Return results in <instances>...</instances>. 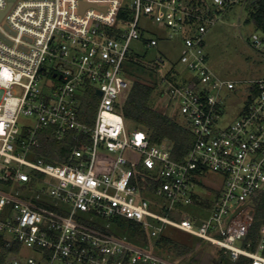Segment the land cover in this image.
<instances>
[{
  "label": "built area",
  "instance_id": "obj_1",
  "mask_svg": "<svg viewBox=\"0 0 264 264\" xmlns=\"http://www.w3.org/2000/svg\"><path fill=\"white\" fill-rule=\"evenodd\" d=\"M81 2L90 7L82 12ZM236 3L131 0L132 18L118 21L123 0H0V186L9 191L0 190V235L7 248L38 253L8 264H183L153 249L167 227L233 261L264 264V225L255 251L245 241L264 197V77L221 79L206 52V35ZM143 18L167 31L145 39L146 48L161 37L179 41V62L191 73H177L163 58L151 67L160 96L195 136L182 162L169 140L152 143L148 132H130L120 110L131 88L125 69L139 60L131 44L142 37ZM253 44L264 51L263 37L254 35ZM92 86L102 95L90 125L79 114ZM228 102L236 106L232 121ZM69 133L74 146L66 162L40 154L44 138ZM100 148L117 155L107 167L97 166ZM209 172L221 181L209 216L198 226L182 213L170 217L194 203L196 180ZM114 218L139 223L150 245L117 233Z\"/></svg>",
  "mask_w": 264,
  "mask_h": 264
},
{
  "label": "rangeland",
  "instance_id": "obj_2",
  "mask_svg": "<svg viewBox=\"0 0 264 264\" xmlns=\"http://www.w3.org/2000/svg\"><path fill=\"white\" fill-rule=\"evenodd\" d=\"M123 2L124 5H129L131 0H123ZM246 18L247 13L240 6L225 10L220 15L218 23L206 35V52L209 57V66L214 74L221 79L240 82L264 77V51L256 50L253 44L254 35L259 38L263 36L259 31H256L254 25L245 22ZM142 26V37L131 44L132 53L139 58L140 63L152 67L158 63L159 58H163L168 66L170 64L175 66L177 73L190 76L191 73L188 69L179 62L183 50L181 43L179 41H167L161 37L158 46L148 49L144 44L145 39L152 36H165L167 31L159 28L156 24L148 23L146 18L142 19ZM46 68L49 71L53 68V65L47 64ZM91 88L95 92L96 87L92 86ZM159 90L161 91L160 87ZM223 95L226 96V94ZM157 96L154 104L155 108L182 122L180 116H177L168 107L167 100L159 94ZM98 99L100 101L99 97ZM227 107L229 112L226 118L228 121H232L236 106L228 102ZM21 121L30 124L33 120L22 117ZM128 130L134 132L137 128L129 125ZM116 157L117 155L108 153L100 148L98 150L97 166L101 168L107 167L112 163V159H116ZM198 181L199 183L194 188V203L184 205L179 209L184 217L196 222V226L209 216L217 195V189L221 185L219 177L210 172L203 174L202 177L200 176ZM0 190L9 192L8 190H3L1 186ZM115 231L122 234L120 229H115ZM165 233L180 244H187L193 247V251L190 253L176 258L167 253L156 251L168 261L179 260L183 264H193L191 262L192 257L199 255L198 264H216L221 256L222 251L218 247L207 243H203L201 246L198 239L186 232L167 227ZM19 251L20 257L25 262L28 257L38 256L35 250L26 246H20Z\"/></svg>",
  "mask_w": 264,
  "mask_h": 264
},
{
  "label": "trees",
  "instance_id": "obj_3",
  "mask_svg": "<svg viewBox=\"0 0 264 264\" xmlns=\"http://www.w3.org/2000/svg\"><path fill=\"white\" fill-rule=\"evenodd\" d=\"M126 5L118 14V21L130 20L132 12ZM240 6L247 13L246 23L254 25L264 38V0H238L232 6ZM126 74L131 81V88L128 91L124 103L120 107L121 113L127 125H133L137 129L149 133L152 143L161 142L164 139L172 143V156L177 162H182L195 142V136L181 121L170 117L168 114L155 108V99L160 95L159 84L156 71L146 65H142L140 60L130 61L126 67ZM99 106V99L92 88H87L82 98L79 119L83 123L93 125ZM44 145L40 154L50 162H66L74 146V133H69L63 140L51 138L43 139ZM142 170V168H140ZM11 185L12 180L9 182ZM198 184L199 181L196 180ZM153 188L155 184H152ZM144 186V185H142ZM151 188V189H153ZM217 194L219 191L216 192ZM8 211V210H7ZM6 213L0 214V220L5 218ZM170 217L179 220L180 211H173ZM112 222L118 226L123 234L134 242H140L143 246L150 245V239L146 230L137 222L125 218H114ZM264 225V197L256 208L255 221L246 238V242L251 243V250L255 251L260 241V230ZM104 228V227H103ZM20 245L15 244L12 248H7L6 240L0 235V264H6L11 257L19 254ZM153 249L162 253H167L172 257H180L193 251V247L187 244H180L173 240L166 233L161 234L153 240ZM264 255V250L262 252ZM199 255L192 257L193 264L199 263ZM216 264H251V260L240 257L233 261L221 252V256Z\"/></svg>",
  "mask_w": 264,
  "mask_h": 264
},
{
  "label": "water",
  "instance_id": "obj_4",
  "mask_svg": "<svg viewBox=\"0 0 264 264\" xmlns=\"http://www.w3.org/2000/svg\"><path fill=\"white\" fill-rule=\"evenodd\" d=\"M13 1V0H10ZM94 6V5H93ZM90 7L89 4L85 3V2H81V11L83 12L86 8ZM4 14H0V19L3 17ZM96 95L97 96H101L102 92L100 90H96Z\"/></svg>",
  "mask_w": 264,
  "mask_h": 264
},
{
  "label": "crops",
  "instance_id": "obj_5",
  "mask_svg": "<svg viewBox=\"0 0 264 264\" xmlns=\"http://www.w3.org/2000/svg\"><path fill=\"white\" fill-rule=\"evenodd\" d=\"M13 257H14V256H13ZM13 257H11L10 259H12ZM6 264H8V262H7Z\"/></svg>",
  "mask_w": 264,
  "mask_h": 264
}]
</instances>
